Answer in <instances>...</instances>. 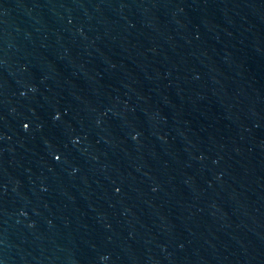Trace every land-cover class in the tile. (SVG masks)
<instances>
[{
  "label": "water",
  "instance_id": "1",
  "mask_svg": "<svg viewBox=\"0 0 264 264\" xmlns=\"http://www.w3.org/2000/svg\"><path fill=\"white\" fill-rule=\"evenodd\" d=\"M0 264H264V0H0Z\"/></svg>",
  "mask_w": 264,
  "mask_h": 264
}]
</instances>
